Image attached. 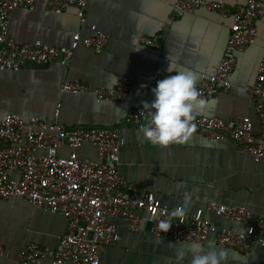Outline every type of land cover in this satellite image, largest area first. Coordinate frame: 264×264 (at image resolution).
I'll list each match as a JSON object with an SVG mask.
<instances>
[{
	"label": "crops",
	"instance_id": "1",
	"mask_svg": "<svg viewBox=\"0 0 264 264\" xmlns=\"http://www.w3.org/2000/svg\"><path fill=\"white\" fill-rule=\"evenodd\" d=\"M34 9H16L10 15L8 36L19 43L40 40L52 46H67L73 33L91 36L95 25L109 35L100 53L80 46L65 66L58 61L38 65L27 63L17 72L0 73V118L5 114L38 117L50 121L59 104V121L66 127L117 128L124 140L118 168L127 181L151 189L169 207L182 205L185 192L193 194L187 209H205L207 203L243 205L255 216L264 215V164L255 163L230 140L212 141L195 132L185 145L160 148L138 131L123 125L124 118L143 102L154 100L153 89L137 93L123 102H97L93 90L109 88L124 77L153 73L175 74L191 70L197 76L211 74L222 56L230 33L231 19L197 10L172 18L174 0H88L81 25L74 9L62 14H45L44 1L36 0ZM234 8L242 0H225ZM254 43L237 55V64L228 92L207 100L206 109L196 116L216 117L222 121L247 116L259 134L260 124L244 87L252 83L257 65L264 56V20L256 21ZM161 34V47L151 50L139 43L141 37ZM171 66L174 71H169ZM79 82L90 90L80 95L63 94L64 82ZM67 147L60 154L67 155ZM81 158L96 160L97 153L86 146L77 150ZM204 216L217 227L246 231L245 225L232 222L209 211ZM118 227L120 240L105 248L101 261L108 264H174V244L190 248L191 243H175L153 236L147 224L136 233L122 219H108ZM66 232V220L30 205L19 197L0 199V264H20L18 254L35 243L54 250ZM196 244V243H195ZM206 250L226 253L224 264H260L264 250L254 247L249 253L211 247ZM34 264V263H29ZM40 264H50L45 259ZM183 264H191L186 256Z\"/></svg>",
	"mask_w": 264,
	"mask_h": 264
},
{
	"label": "built area",
	"instance_id": "2",
	"mask_svg": "<svg viewBox=\"0 0 264 264\" xmlns=\"http://www.w3.org/2000/svg\"><path fill=\"white\" fill-rule=\"evenodd\" d=\"M36 0H0V73L17 72L27 63L38 65L58 61L65 66L80 46L100 53L109 35L92 25L91 36L71 35L67 46H52L35 40L19 43L8 36L10 15L16 9L32 10ZM88 0H45V14H62L75 10L80 24ZM197 10L231 19L230 33L221 58L211 74H201L197 88L202 98L210 100L231 88V77L237 64V55L252 45L256 36V21L264 20V0H242L231 8L225 0H174L172 18H180ZM162 35L141 37L139 43L151 50H159ZM174 75V74H170ZM168 75L153 73L141 77H124L109 88L93 90L97 102H123L137 93L148 92ZM63 94L88 93L79 82H64ZM244 90L253 104L260 124V133H254L249 117L222 121L216 117L196 116V132L218 142L230 140L240 147L255 163L264 164V56L258 62L252 83ZM57 104L53 118H24L5 114L0 118V199L19 197L35 208L60 214L66 220V232L58 246L49 250L35 243L26 245L18 254L20 264H108L100 259L101 252L120 240L118 227L108 219H122L131 233H136L144 221L155 237L171 239L175 243L203 244L227 248L241 254L254 247L264 250V215L255 216L243 205L207 203L205 209L186 213L184 223L172 221L167 233L156 227L161 213H170L176 207L163 204L154 192L126 180L120 173L119 152L124 140L117 128H86L64 126L59 121ZM149 117L143 107L133 108L124 118L123 125L140 131ZM96 150V160L81 158L77 150L83 147ZM67 147V155L60 149ZM209 211L235 225H245L246 231L217 227L205 218ZM0 255L3 248L0 245ZM264 264V260L260 263Z\"/></svg>",
	"mask_w": 264,
	"mask_h": 264
},
{
	"label": "clouds",
	"instance_id": "3",
	"mask_svg": "<svg viewBox=\"0 0 264 264\" xmlns=\"http://www.w3.org/2000/svg\"><path fill=\"white\" fill-rule=\"evenodd\" d=\"M169 71L174 69L169 67ZM154 100L143 102V109L149 117L140 129L143 137L160 148L171 145H185L196 132L195 119L197 113L206 109L208 101L202 98L197 88V76L191 70L175 71L159 80L153 89ZM193 199L191 192H185L183 203L170 213H161L165 218L156 225L160 233H167L174 219L182 224L187 209ZM176 248L174 264H183L186 256H191V264H224L226 253L223 251L206 250L203 246L193 244L186 250L183 246L169 244Z\"/></svg>",
	"mask_w": 264,
	"mask_h": 264
}]
</instances>
